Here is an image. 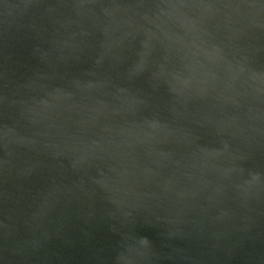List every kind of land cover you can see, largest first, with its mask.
I'll use <instances>...</instances> for the list:
<instances>
[{
  "label": "water",
  "instance_id": "1",
  "mask_svg": "<svg viewBox=\"0 0 264 264\" xmlns=\"http://www.w3.org/2000/svg\"><path fill=\"white\" fill-rule=\"evenodd\" d=\"M0 264H264V0H0Z\"/></svg>",
  "mask_w": 264,
  "mask_h": 264
}]
</instances>
